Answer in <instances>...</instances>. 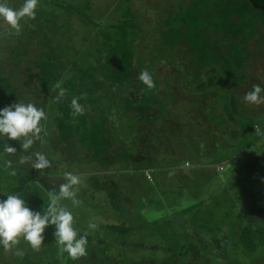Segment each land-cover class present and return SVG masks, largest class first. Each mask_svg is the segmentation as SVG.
<instances>
[{"label": "trees", "instance_id": "trees-1", "mask_svg": "<svg viewBox=\"0 0 264 264\" xmlns=\"http://www.w3.org/2000/svg\"><path fill=\"white\" fill-rule=\"evenodd\" d=\"M136 1H132L131 8L122 9L121 5H117L115 18L109 24L101 25L106 33L101 30L102 34L94 42L95 54L85 60L80 55L89 42V35L85 37L82 34L84 23L87 18L90 24L94 20L80 9L82 4L79 1L38 0L36 19H22L19 31L15 30L16 33L9 39L3 37L0 40V47H4V56L0 57V110L22 101L43 108L45 113L48 108L54 111L56 128L52 132L58 144L71 146L73 142L78 157L88 167H98V170H93L94 173L105 171L106 175L109 168L116 165H119L120 171L144 172L161 167L160 164L151 167L144 160L150 158L148 153L153 150V139L163 131V127L158 125L162 116L158 107L162 101L158 95L161 83L160 80L154 81L155 89L148 90L137 78L142 70L151 72L154 69L158 78L156 69L159 64H170L173 60L189 62L191 74L201 77L195 86L203 92L202 100L214 94L213 86L216 84L228 92L224 93L225 107L236 111L239 102L243 105L245 101L244 92L252 90L254 84L259 85V81L250 76L249 66L256 53H264V0H143L141 4ZM8 3L18 9L24 0H8ZM145 4L154 9L159 23L153 26L154 33L144 31L142 37L136 30L142 31L139 19L145 18L139 8L143 7L146 14ZM83 5L86 11L92 12L90 0ZM120 9L126 11L119 13ZM9 29L0 19V35H5ZM80 31L81 34H78ZM151 53H154L152 58L155 62L152 69L146 66ZM181 74L180 71L172 72L175 80ZM17 78L20 84L15 81ZM58 80L64 81L62 86L68 94L56 102L52 99L53 95L50 96V88ZM246 83L251 86L243 90ZM180 96L179 92L175 93L176 99ZM72 97L79 98L78 102L84 106L83 115H72ZM190 97L196 98L194 95ZM116 117L118 132L125 137L132 132L133 143H137L134 153L126 151V146L119 151L126 167L115 163L111 156L113 135L118 132H110L108 125ZM219 123L224 126V121ZM129 127L132 129H126ZM221 130L227 134L231 132L232 138L240 135L231 127ZM211 136L215 137L216 133H211ZM41 147L36 141L28 153H22V149L17 152L21 156L40 152ZM51 147L56 151L57 145L55 147L53 143ZM63 154L66 158L71 157L67 148ZM186 164L188 167L189 161ZM212 166L217 173L225 168L223 162ZM29 171L34 172L35 169L30 168ZM209 174L207 179L211 177ZM187 176L182 175L178 181L186 180ZM97 188H102V185L98 184ZM251 199L254 204L250 202L249 210L229 223L232 227L228 231L222 230L210 236L218 251L214 256L219 264H264V208L256 205L254 198ZM206 216H202L203 221ZM243 217L245 221L240 223ZM138 229V226L125 221L109 222L88 236V255L76 261L70 260L67 264H179L176 258L160 256L159 245L141 238L142 232ZM201 229L199 226L192 230L201 233ZM185 246L180 247L183 250ZM190 247L184 252L186 257L194 250L200 256V264L213 263L203 256L211 253L206 252L201 244ZM115 251L125 255V259L114 257ZM168 251L174 253L172 248ZM39 252L28 253L24 264H40L37 258ZM242 257L249 262L242 261ZM46 263L59 264V261L52 259Z\"/></svg>", "mask_w": 264, "mask_h": 264}, {"label": "rangeland", "instance_id": "rangeland-1", "mask_svg": "<svg viewBox=\"0 0 264 264\" xmlns=\"http://www.w3.org/2000/svg\"><path fill=\"white\" fill-rule=\"evenodd\" d=\"M71 1L81 2L80 9L87 13V17L89 15L94 22L100 24L97 26L98 24L96 25L92 21L90 24V21H87L88 18L85 20L82 34L85 37L89 35V42L82 49L83 53L80 54L82 60L95 54L94 42L102 34L103 27L101 25L109 24L112 21L111 18L115 12L117 13L115 9L117 5H121L122 9L133 7L132 0H90L93 7L90 12L86 11L83 5L87 0ZM142 1L137 0L136 3L141 4ZM144 7L147 8L146 14L143 7L139 8L140 14L145 18V20L139 19L141 22L138 21L142 31L136 30L142 37H144V31L148 34L154 33L153 26L159 23L155 18L154 9L147 4ZM122 9L119 13L126 11ZM9 31L14 30L9 29ZM78 34H81V31ZM91 36L93 38L90 39ZM3 37L9 39L12 35L1 34L0 40ZM150 45L153 44L150 43ZM3 50L4 47H0V57L4 56ZM150 56L146 66L152 69L155 65L152 58L154 53H151ZM188 64L189 62L173 60L170 64H166V66L171 65L170 69L163 63L159 64L156 69L159 79L155 75L154 69L150 72L154 75L153 80L155 82L160 80L161 83L159 85L161 92L158 95L162 101L158 107L162 111V116L158 125L163 127V131L161 130L160 135L153 139L154 145L151 148L153 150L148 153L150 158L144 160L151 167L160 164V168L144 172L120 171L118 170L119 165L114 164L116 166L111 165L112 167L109 168L106 175L101 171L94 173L93 170H98V167H88L87 163L78 157V150L73 142L71 146L63 144L64 147L58 144L51 128L52 112L48 108L46 111L47 120L41 121L43 131L40 147L42 146L41 152L51 161V168L45 169L43 174L37 169L30 172L31 163L20 165V156L18 154H3V146L0 144V175L2 179L0 184H3L7 191H11V194H14V190H16L22 195L31 210L43 214L44 208L48 204V191L54 189L58 192L60 184L66 182L64 172H72L79 175L82 180L77 193V199L81 201V204L74 206L70 200H65L63 203L73 214L74 228L77 230L78 236L85 231H88L89 235H93L96 233V229L103 228L109 222L125 221L140 228L138 231L142 232V235L140 233L141 238L159 245L161 248L159 255L164 258H167V255L161 253L164 247L162 245L170 246L175 252L178 249H176L177 243L174 240L187 246H197L201 242L207 252L213 254L205 253L203 256L213 262L211 264H219L214 256L218 251L214 243L206 241L208 237L219 234L222 230L228 231L232 227L229 223L233 222L235 217L239 215L241 217L248 210L249 204L252 202L251 198L256 200V205L259 204L264 208V104L252 105L243 101V105L239 102L238 111L228 109L227 106L225 107L227 101L223 100L224 93L228 92L220 86L217 87L216 84L213 86L214 94L208 99L202 100L203 92L195 86L197 85L195 82L197 80L200 82L201 77L191 74L192 70L189 69ZM171 70L172 72H182L180 78L175 80ZM249 71L250 76L259 81L260 86H264V53L255 54V60L253 59L251 62ZM168 75L170 76L168 77ZM250 86V83H246L243 90ZM228 87L232 89L231 86ZM172 90L179 92L181 96L176 99V92L173 93ZM244 93L246 94V92ZM190 95H194L196 98H191ZM193 105L196 108L192 107ZM189 109L192 111L188 112ZM112 120V122L118 121L117 117ZM223 121L224 126L222 127L219 122ZM118 123L119 121L116 123L115 130L119 129ZM229 126L236 133H240L237 138H232L231 132L229 134L222 132L221 129L224 127L229 129ZM126 129L131 130L132 128ZM120 133L113 135L111 156L116 160L115 163L126 167V162L123 163L119 151L126 146V151L134 153L137 143H133L132 132L126 137ZM211 133H216V136L212 137ZM53 143L55 147L57 145L56 151L51 147ZM155 147L159 150H156ZM66 148L71 153L69 158L63 154ZM5 159L13 162V169L17 172L15 176L11 175L12 169L5 170ZM187 161L190 163L188 167L186 166ZM221 162L225 168L217 173L212 165ZM206 164L208 165L206 166ZM230 165L232 172L228 173L226 170ZM107 168L106 166L105 170ZM189 173H191V177H188ZM208 173L211 177L207 179ZM185 174H188L187 179L178 181ZM16 177L21 178L23 183L16 182ZM92 177L94 178L92 179ZM98 184L102 185V188L98 189ZM6 199L7 197L4 200ZM252 204L254 203L252 202ZM191 208L197 214L196 220L193 219L188 224L187 221L182 220V225H179V221L183 217L180 212H183L184 209L192 210ZM217 210L218 213H215ZM204 214L207 215V219L204 218L203 221ZM193 216H195L194 213ZM241 219L240 223H243L245 218ZM89 223L98 225L95 231L88 229ZM186 226L189 228L200 226L202 227L201 233L190 229L189 234H185L183 230ZM46 229L43 233L44 244L37 255L38 260L47 264V261L55 259L59 261V264H67L71 259L68 258L67 253L63 256L58 253V245L54 236L55 226L49 225ZM16 248L25 253L22 258L14 254ZM16 248L5 251L0 245V264H24V257L32 248L22 238ZM121 256L125 259V255L115 251L114 257L122 259ZM242 261L249 262L248 259L245 260V257H242Z\"/></svg>", "mask_w": 264, "mask_h": 264}, {"label": "clouds", "instance_id": "clouds-1", "mask_svg": "<svg viewBox=\"0 0 264 264\" xmlns=\"http://www.w3.org/2000/svg\"><path fill=\"white\" fill-rule=\"evenodd\" d=\"M38 0H24L18 9H14L8 0H0V19H2L11 29L19 31L22 19H36V9ZM138 80L146 86L148 90L155 89L156 85L149 70L144 69L138 74ZM63 80L56 81L51 91L55 94L54 101L59 102L66 98L68 90L64 88ZM264 89L254 84L252 90L248 91L244 100L252 105L264 104ZM79 98L72 97L70 108L72 115H83L85 108L78 102ZM47 120V115L43 108H38L33 103L18 101L0 110V139L3 143V154L12 155L17 153L15 147L9 146L7 140L20 141L22 153H28L36 141H41L43 131L41 121ZM259 154V153H258ZM31 163V168L40 170L43 174L45 169L51 168V161L42 152L36 151L30 154L21 155L19 164ZM4 168L12 169L11 175L17 174L13 169L11 160H4ZM231 173V165L226 170ZM65 183L60 184L59 191L49 190L47 193L48 204L44 208L43 214L39 211L31 210L25 199L19 193L7 195L6 200H0V245L5 251H11L20 243L21 238L26 241L34 251H39L44 244L45 229L49 225L55 226L54 236L58 245V253L63 256L67 253L68 258L73 261L79 260L88 255V235L85 231L78 236L74 228V217L67 205L63 203L70 200L72 205L79 206L81 201L77 199L79 186L82 184L81 177L72 172H64ZM98 227L95 223H89L88 229L95 231ZM17 257H23L24 252L18 248L14 253Z\"/></svg>", "mask_w": 264, "mask_h": 264}, {"label": "flooded vegetation", "instance_id": "flooded-vegetation-1", "mask_svg": "<svg viewBox=\"0 0 264 264\" xmlns=\"http://www.w3.org/2000/svg\"><path fill=\"white\" fill-rule=\"evenodd\" d=\"M259 85H260V83H259ZM262 87V89H264V86H261ZM192 206V205H191ZM192 209V208H191ZM248 210H249V208H248ZM193 213L195 214V216H193ZM180 214H182L183 215V217H182V219L179 221V225H182V220H185V221H187V224L191 221V220H193V219H195L196 220V213H195V211L192 209V210H185L184 209V211L182 212H180ZM194 217V218H193ZM195 228V227H194ZM192 230L193 228L191 227V228H189V227H185V233H187V234H189V230ZM167 239V238H166ZM206 240V239H205ZM177 244L175 245L176 246V249H178L176 252H178V253H176V252H174V251H172V252H174V253H171V252H167V249H169V248H171L170 246H167V245H162V246H164L163 248H162V252L161 253H163V254H166L167 255V258L169 259V258H172L173 256H175V257H173V258H176L178 261H179V264H200L201 263V261L199 260V257L200 256H198L196 253H195V251L194 250H192L191 252H190V254H188V257H186V255H185V250L187 249H189V248H191L190 246H185L184 247V249L182 250L181 249V247L180 246H182V245H185V244H183L182 242H180V241H177V240H174ZM206 241H208V242H212V244L214 243L212 240H211V238H209L208 237V239L206 240ZM151 244H153L152 242H150ZM167 244V243H166ZM199 244H201V242L199 243ZM155 245H157V244H155ZM215 245V244H214ZM166 248V249H165ZM179 252H181V253H179ZM206 252H207V250H206ZM181 255H183L182 257H181ZM204 255V254H203ZM186 257V258H185ZM183 261H185V263L183 262Z\"/></svg>", "mask_w": 264, "mask_h": 264}, {"label": "crops", "instance_id": "crops-1", "mask_svg": "<svg viewBox=\"0 0 264 264\" xmlns=\"http://www.w3.org/2000/svg\"><path fill=\"white\" fill-rule=\"evenodd\" d=\"M133 1V0H132ZM113 19L115 18V16H113L112 17ZM111 18V19H112ZM7 33H8V35H12L13 36V34H15L16 33V31L14 30V31H6ZM7 33L5 34V35H7ZM165 66H166V64H165ZM169 67L171 66V65H168ZM167 66V67H168ZM18 84H20L21 83V81H20V79L19 78H17L16 80H15ZM22 85H23V82H22ZM52 95H53V98H54V94H53V92H50V96L52 97ZM117 97H119V95H117ZM114 106V105H113ZM52 113H51V122H52V124H51V128L54 130L55 128H56V125H55V116H56V114H55V112L54 111H51ZM118 121H115V122H111V123H109V125H108V128H109V130H110V132H118V130H115L116 129V123H117ZM118 126H119V123H118ZM5 141H3L2 139H0V144L3 146V143H4ZM6 142L9 144V143H11L9 146H12V147H15L16 149H17V151H19L20 149H21V145H20V141H15V140H7L6 139ZM36 143V142H35ZM34 143V144H35ZM39 145H40V141H39ZM40 152H41V149H40ZM18 154V156H20L19 155V152H17V153H15V154H12V155H17ZM21 172H24V171H21ZM103 172H105V171H103ZM191 173H189V175H190ZM188 175V174H187ZM0 180H2L1 179V175H0ZM4 180V179H3ZM33 180L34 181H36V179L35 178H33ZM15 181L16 182H22L23 183V181H22V179L21 178H19V177H16V179H15ZM16 192V190H14V193ZM18 193V192H17ZM9 194H11V191H7L6 189H5V187H4V185L3 184H0V200H4L6 197H7V195H9ZM30 246V245H29ZM3 247V246H2ZM28 253V252H27ZM36 253V251H34L33 249L29 252V254H35Z\"/></svg>", "mask_w": 264, "mask_h": 264}]
</instances>
